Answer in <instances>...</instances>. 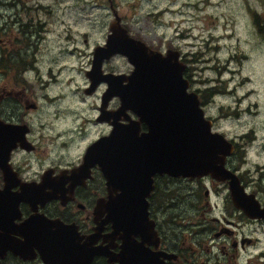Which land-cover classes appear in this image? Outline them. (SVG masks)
Listing matches in <instances>:
<instances>
[{
	"label": "flooded vegetation",
	"instance_id": "af4514ba",
	"mask_svg": "<svg viewBox=\"0 0 264 264\" xmlns=\"http://www.w3.org/2000/svg\"><path fill=\"white\" fill-rule=\"evenodd\" d=\"M33 3L0 1V6L3 5L0 7L3 9L0 10V22L6 27L16 26L22 40L16 59L9 52L0 56L5 67L17 73V78L10 75V85H13V77L18 84L16 91L15 88L4 89L0 83L3 89L0 93V144H17L9 153L8 170L5 172L0 167V191L6 187L0 200V264H264V215L259 212L264 209V166L260 172L247 169V162L238 158L239 148L235 142L230 141L234 144V150L225 160L228 174L218 175L226 179L211 173L194 177L156 173L151 192L139 205L131 204L132 207L126 212L124 208L127 204L110 202L112 198L120 196L122 188L116 187L110 191L108 179L99 164L76 170L84 163L89 146L109 135L114 128L110 122L98 120L101 99L95 124L107 123L111 129L108 134H101L93 140L76 162H65L63 156L57 155L48 165L42 164L39 168L33 166L31 160L39 149L38 141L33 136V114L46 120L49 112L44 107L54 104L57 108L50 117L60 118L64 100L61 96L54 98L59 93L43 94V103L38 99L39 90L47 88L49 83L51 88L59 82L63 66L56 70L52 64L45 73L38 64V57L31 58L32 47L46 41L49 21L42 20L40 15L44 13L51 18L53 13L44 10L47 8L42 5L50 2H36V6H32ZM10 13H14V18L8 16ZM23 34L28 36L26 39L29 42L26 44L24 38L21 39ZM37 34L39 36L36 38ZM75 50L78 51V48ZM64 51L61 48L54 61L59 60ZM93 56L94 52L91 68ZM115 57L104 61L103 73L127 75L135 69L128 61V72L106 70L105 65ZM90 69L85 70L89 83L87 72ZM33 70L37 71L35 81L21 86L24 75ZM101 86H105L102 98L108 88L105 81L98 84L93 94ZM87 88L84 87V93ZM189 91L197 93L201 99L200 94L191 87ZM11 96L18 99L12 108ZM115 100L119 103L117 107H112L111 103ZM120 105L121 98L113 96L108 109L114 110ZM127 113L131 118L139 119L135 111L128 110ZM121 122L128 123L125 120ZM18 125H27L29 129L26 146L16 139L22 131L17 129ZM213 125L214 122L212 132L226 138ZM7 127L13 129V133L3 137L4 129L10 132ZM147 130L148 125L142 122L141 132ZM40 189L43 194H40ZM233 189L245 199L248 211L234 203ZM23 190H26L25 194ZM112 206H115V211ZM112 214L114 216L111 217ZM45 219L53 224L42 227ZM26 221L27 229L42 227L56 230L65 227L75 234V239L71 243H34L35 257L25 258L26 252L21 248L24 245L22 230ZM58 245H73L75 249L71 254L74 256H67L63 249H53L48 257L42 255L41 247Z\"/></svg>",
	"mask_w": 264,
	"mask_h": 264
},
{
	"label": "rangeland",
	"instance_id": "374dc122",
	"mask_svg": "<svg viewBox=\"0 0 264 264\" xmlns=\"http://www.w3.org/2000/svg\"><path fill=\"white\" fill-rule=\"evenodd\" d=\"M21 1L34 2L32 6L36 2H50L42 5L47 8L44 10L53 12L51 18L44 13L40 15L42 20L49 21L46 41L32 47L31 58L38 57L45 73L52 64L56 70L63 66L59 82L51 88L49 83L38 91L41 103L45 93H59L54 98L61 96L64 100L60 118L50 117L57 108L54 104L45 105L49 112L46 120L33 114V136L39 145L31 160L35 168L48 165L57 155L63 156L65 162H76L93 140L111 130L107 123L95 124L105 86L93 95L84 93V87L90 84L85 70L91 68L92 53L97 45L105 43L115 19L111 1L133 36L163 52L168 48L180 50L187 64L185 76L191 81V88L200 94L201 106L213 120L214 129L237 143L238 158L247 162V169L261 171L264 166V0ZM26 37L27 34L21 35L25 44L29 42ZM20 42L16 26L6 27L0 22V56L9 52L16 59ZM61 48L65 50L63 55L54 61ZM129 67L122 55L105 65L106 70L116 72H128ZM12 70L0 61V83L4 89L17 91L14 79L17 73ZM36 74V70L25 74L21 86L35 81ZM10 75H14L12 86ZM45 79L48 80L46 76ZM17 102V97L11 96L10 108ZM118 103L115 100L111 106L117 107Z\"/></svg>",
	"mask_w": 264,
	"mask_h": 264
},
{
	"label": "water",
	"instance_id": "95a60500",
	"mask_svg": "<svg viewBox=\"0 0 264 264\" xmlns=\"http://www.w3.org/2000/svg\"><path fill=\"white\" fill-rule=\"evenodd\" d=\"M111 9L115 19L110 24L106 44L95 48L93 66L87 72L91 83L86 93L93 94L103 81L108 83L98 120L108 121L114 128L109 135L89 146L84 163L76 170L99 164L108 179L110 191L122 188L120 196L110 202L125 203L126 209H130L133 203L139 205L151 192L156 173H168L174 177L228 174L224 165L227 155L233 151V143L222 134L212 132V121L205 118L197 93L188 91L190 81L184 76L186 64L179 60L180 52L170 49L165 55L151 49L145 41L130 35L112 2ZM116 54L126 56L135 66L130 74L103 73L104 61ZM113 96L121 98V105L110 110L109 101ZM128 110L135 111L139 119L131 118ZM142 122L148 125L147 131L141 132ZM18 126L17 129L22 131L16 139L26 146L29 129L27 125ZM7 129L10 132L4 129L3 136L12 135L13 129ZM3 145L0 144V167L6 172L9 153L17 144ZM5 190L6 187L0 191V200ZM39 192L43 194L42 189ZM25 193L26 190H23ZM233 201L248 211L245 199L236 189H233ZM259 212L264 215V209ZM47 221L41 223L42 227L53 224ZM27 224L26 221L22 230L25 240L21 251L26 252L25 258H34V243L70 242L75 239V234L63 228L27 229ZM53 249H63L67 256H74L71 254L75 249L73 245L41 247V251ZM43 256L49 255L43 253Z\"/></svg>",
	"mask_w": 264,
	"mask_h": 264
}]
</instances>
